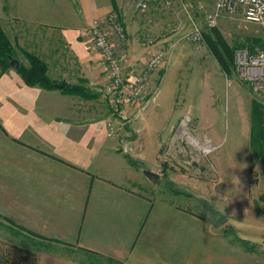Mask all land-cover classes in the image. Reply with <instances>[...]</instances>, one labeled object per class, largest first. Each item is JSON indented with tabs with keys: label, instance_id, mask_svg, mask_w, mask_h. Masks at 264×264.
Returning <instances> with one entry per match:
<instances>
[{
	"label": "crops",
	"instance_id": "1",
	"mask_svg": "<svg viewBox=\"0 0 264 264\" xmlns=\"http://www.w3.org/2000/svg\"><path fill=\"white\" fill-rule=\"evenodd\" d=\"M139 1L0 0L7 38L41 58L51 80L93 95L28 86L16 69L0 71V229L33 235L21 247L35 264H200L202 251H211L200 224L139 190L146 169L139 170L137 141L132 130L119 128L124 111L135 109L140 119L157 116L151 106L166 74L175 79L170 68L180 52L178 39L153 37L150 17L135 10ZM112 12L127 34L126 79L134 80L160 47H170L159 84L154 71L145 85L149 97L119 112L102 92L104 65L87 34L93 20ZM16 58L28 66L22 53ZM247 129L249 147L250 107ZM157 130L145 134L155 137ZM147 149L153 156L155 149ZM186 241L197 256L187 259Z\"/></svg>",
	"mask_w": 264,
	"mask_h": 264
},
{
	"label": "rangeland",
	"instance_id": "2",
	"mask_svg": "<svg viewBox=\"0 0 264 264\" xmlns=\"http://www.w3.org/2000/svg\"><path fill=\"white\" fill-rule=\"evenodd\" d=\"M215 5L216 0H171L167 8L159 2L148 4L143 14L151 19L153 37L178 39V60L170 68L175 79L169 69L157 103L151 106L160 111L157 116L154 113L140 119L135 109L124 111L118 124L122 130H132L139 170L159 177L155 184L145 177L139 190L180 209L187 223L200 224L212 239L208 248L212 254L203 250L204 262L200 264H264V170L259 159L251 160L247 134L250 102L256 98L264 104V98L250 90L235 68L226 77L205 41L206 35L216 31L232 50L235 62L237 50L250 55L264 52V28L241 16L222 13L214 31L208 30L205 16L213 13ZM195 29L202 34L200 43L188 40ZM10 42L16 55L25 51L17 41ZM163 69L160 64L154 70L158 71L156 86L166 71ZM143 92L141 103L149 97L146 90ZM126 105L130 103L113 108L119 112ZM149 128H158V135L145 134ZM145 143L150 150L155 149L153 156ZM33 239L8 226L0 229V264H30L32 253L21 244L28 245ZM188 243L187 259L197 256ZM195 261L186 264H197Z\"/></svg>",
	"mask_w": 264,
	"mask_h": 264
},
{
	"label": "built area",
	"instance_id": "3",
	"mask_svg": "<svg viewBox=\"0 0 264 264\" xmlns=\"http://www.w3.org/2000/svg\"><path fill=\"white\" fill-rule=\"evenodd\" d=\"M150 2H159L165 8L171 4V0H140L135 10L143 13ZM222 13L241 16L244 20L264 28V0H216L213 13L205 16L208 29L217 26ZM87 34L92 48L101 56L107 78L103 93L113 107L138 100L142 96L147 77L164 62L170 51V47H160L146 61L133 83L129 84L125 83L128 80H124L121 53L127 43L126 33L118 14L112 12L103 19L93 20L87 28ZM188 40L200 43L201 32L195 29L188 36ZM235 71L254 94L264 98V52L250 55L247 51L237 50Z\"/></svg>",
	"mask_w": 264,
	"mask_h": 264
},
{
	"label": "trees",
	"instance_id": "4",
	"mask_svg": "<svg viewBox=\"0 0 264 264\" xmlns=\"http://www.w3.org/2000/svg\"><path fill=\"white\" fill-rule=\"evenodd\" d=\"M208 30L214 31V28ZM205 41L211 52L216 56L222 73L225 74L226 77H230L232 68H235L232 50L225 44L220 34L216 31H214L212 35H206ZM220 50H222L223 53H220ZM21 53L27 60L28 66L19 64L16 71L25 84L28 86H40L45 89L56 88V81L51 80L47 75L46 63L35 54L27 51H22ZM13 59H16L14 46L0 28V71L4 72L10 68V63ZM62 91L65 93L77 94L83 98L93 97L87 89L77 85H67ZM249 151L251 160L259 159L264 170V104L256 98H253L250 102ZM29 235L33 237L31 234ZM30 259V264H35L33 258Z\"/></svg>",
	"mask_w": 264,
	"mask_h": 264
},
{
	"label": "water",
	"instance_id": "5",
	"mask_svg": "<svg viewBox=\"0 0 264 264\" xmlns=\"http://www.w3.org/2000/svg\"><path fill=\"white\" fill-rule=\"evenodd\" d=\"M10 67L17 69L19 67V61L16 59H13L10 63ZM66 85L65 83L61 82V83H56L55 87L58 89H62L64 88ZM144 176L153 184H155L158 181V175L154 172H151L149 170H144L143 171Z\"/></svg>",
	"mask_w": 264,
	"mask_h": 264
}]
</instances>
